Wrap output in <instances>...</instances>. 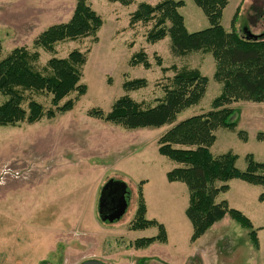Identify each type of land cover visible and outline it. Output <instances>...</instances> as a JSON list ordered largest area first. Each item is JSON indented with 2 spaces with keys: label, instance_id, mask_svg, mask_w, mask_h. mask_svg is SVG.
I'll use <instances>...</instances> for the list:
<instances>
[{
  "label": "rangeland",
  "instance_id": "1",
  "mask_svg": "<svg viewBox=\"0 0 264 264\" xmlns=\"http://www.w3.org/2000/svg\"><path fill=\"white\" fill-rule=\"evenodd\" d=\"M78 1L0 0L4 57L17 48L38 52L35 68L43 72L52 58L65 59L74 50L87 55L81 81L87 91L82 97L73 94L67 99L75 101L72 111L36 124L0 126V264H82L88 260L106 264H264V200L260 199L264 186L234 179L216 199L252 222L259 249L252 244L249 231L230 217V225L219 224L193 242V227L185 213L188 187L167 178L181 165L158 152V141L169 129L208 113L222 94L223 85L214 78L212 54L176 57L169 37L157 43L147 41L154 22L130 24L140 4L155 6L163 0H133L129 6L87 0L103 20L98 42L90 37L60 43L53 54L35 48L34 41L44 31L71 20ZM178 1L183 2L179 12L189 33L210 28L194 0ZM221 24L228 32L248 30L254 36L263 35L264 0H229ZM141 51L146 53L150 69L131 66L132 57ZM172 66L196 69L209 79L199 104L179 113L173 124L128 130L90 116L95 109L109 114L123 96L145 109L157 106L176 73L163 69ZM137 79L146 80V87L125 91L124 84ZM33 98L51 108L50 96ZM5 101L0 94V105ZM231 108L237 128L216 129L211 153L237 156L236 167L245 172L251 158L264 164V103L243 101ZM110 180L127 185L128 207L119 221L107 225L99 217L98 206L101 190ZM141 197L147 209L145 219L163 225L167 234V242L156 241L146 249H136L135 241L158 237L160 227L131 230Z\"/></svg>",
  "mask_w": 264,
  "mask_h": 264
},
{
  "label": "trees",
  "instance_id": "2",
  "mask_svg": "<svg viewBox=\"0 0 264 264\" xmlns=\"http://www.w3.org/2000/svg\"><path fill=\"white\" fill-rule=\"evenodd\" d=\"M129 6L133 0H108ZM210 22V28L189 33L179 10L182 1L163 0L159 4H140L132 15L130 24H149L153 28L147 34V41L157 43L170 38L171 51L176 57H185L195 52L212 54L216 71L214 78L223 85L222 94L216 98L212 110L206 114L191 117L175 124L158 141L160 155L181 165L167 174L170 182H182L189 190V206L185 213L192 224L193 242L202 238L215 224L230 217L244 229L256 249H259L258 233L252 222L240 211L229 207L228 203L216 201L218 195L229 189L228 183L234 179L248 184L264 186V164L251 158L245 172L237 169V156L230 153L215 157L211 148L215 144V130L225 128L235 131L237 124L232 121L237 102L264 103V34L251 36L248 30L226 31L222 24L224 10L229 0H194ZM239 14L237 11L236 16ZM236 23V18L233 24ZM103 26L102 18L92 9L87 0H79L68 23L54 25L44 31L35 41L34 47L47 53H55L58 44L93 37ZM38 52L17 48L3 56L0 40V94L6 101L0 105V126L16 127L22 123L36 124L43 119H51L58 114L73 110L75 101L67 100L76 94L82 97L86 85L82 84L83 68L87 55L74 50L65 59H50L42 71L35 68L39 60ZM131 66L151 68L146 53L135 54ZM162 66V59H157ZM164 71L176 73L171 84L165 87V95L155 107L145 109L129 96L115 102L112 111L104 114L99 109L91 110L90 116L119 124L128 130L160 128L173 124L183 110L198 105L207 92L209 79L198 70H178L176 66ZM144 79L127 81L125 91H136L146 87ZM51 97V108L46 109L33 97ZM67 100V101H65ZM65 101V102H64ZM245 135V132H239ZM264 200V194L260 197ZM146 205L141 197L136 220L131 230H141L159 225L160 235L135 241L136 249H146L156 241L167 242L163 225L145 219Z\"/></svg>",
  "mask_w": 264,
  "mask_h": 264
},
{
  "label": "water",
  "instance_id": "3",
  "mask_svg": "<svg viewBox=\"0 0 264 264\" xmlns=\"http://www.w3.org/2000/svg\"><path fill=\"white\" fill-rule=\"evenodd\" d=\"M251 36H254L250 33ZM256 37V36H254ZM127 185L124 182L110 180L105 184L101 191L98 213L101 221L107 225L119 221L126 213ZM114 197L109 200V197ZM82 264H106L100 260H88Z\"/></svg>",
  "mask_w": 264,
  "mask_h": 264
},
{
  "label": "crops",
  "instance_id": "4",
  "mask_svg": "<svg viewBox=\"0 0 264 264\" xmlns=\"http://www.w3.org/2000/svg\"><path fill=\"white\" fill-rule=\"evenodd\" d=\"M229 217L224 218L222 221H220L219 223L215 224L202 238H204L205 236H207V234H209V232H212V230H214L215 228H217L219 226V224H226V225H230L231 223H229L230 221ZM202 238H200L199 240H202ZM50 252L52 253L54 251V249H49Z\"/></svg>",
  "mask_w": 264,
  "mask_h": 264
},
{
  "label": "flooded vegetation",
  "instance_id": "5",
  "mask_svg": "<svg viewBox=\"0 0 264 264\" xmlns=\"http://www.w3.org/2000/svg\"><path fill=\"white\" fill-rule=\"evenodd\" d=\"M109 182V181H108ZM105 186V185H104ZM103 189V188H102ZM102 191V190H101ZM128 194V193H127ZM128 196V195H127ZM126 196V197H127ZM114 197V195H111V197H109V200H111Z\"/></svg>",
  "mask_w": 264,
  "mask_h": 264
}]
</instances>
